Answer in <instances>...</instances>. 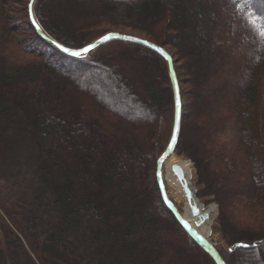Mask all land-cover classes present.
<instances>
[{
    "label": "trees",
    "instance_id": "1",
    "mask_svg": "<svg viewBox=\"0 0 264 264\" xmlns=\"http://www.w3.org/2000/svg\"><path fill=\"white\" fill-rule=\"evenodd\" d=\"M5 1L0 144L17 131L38 187L0 197V264H214L155 180L173 123L164 59L122 40L68 57ZM34 15L70 49L117 32L170 54L182 100L174 152L193 164L195 196L217 207V250L224 264H264V0H37ZM118 58L140 68L139 90Z\"/></svg>",
    "mask_w": 264,
    "mask_h": 264
},
{
    "label": "water",
    "instance_id": "2",
    "mask_svg": "<svg viewBox=\"0 0 264 264\" xmlns=\"http://www.w3.org/2000/svg\"><path fill=\"white\" fill-rule=\"evenodd\" d=\"M37 0H29L27 4V12L29 16L30 24L32 25L34 31L39 36V38L44 41L46 44L57 50L58 52L71 57V58H81L84 57L93 51H95L98 47L115 40H122L126 42H130L133 44H137L139 46L145 47L156 54H158L160 57H162L166 63L167 66V72H168V78L170 82L171 92H172V100H173V123H172V130L170 134L169 141L167 143L166 148L164 149L163 153L159 156L157 162H156V168H155V179L159 191L160 198L164 204V206L167 208V210L171 213L173 218L176 220V222L179 224V226L185 231V233L191 238V240L212 260L214 264H224L219 252L215 249V247L209 243L207 240H205L201 235H199L195 228H192L182 217L181 213L177 210V208L174 206V204L169 200L165 187L161 180V170H160V164L161 161L168 157L171 154H174L179 134H180V123H181V115H182V100L179 93V87L177 78L175 76L174 68H173V59L170 56V54L162 47L157 46L148 40L135 37L133 35H125L120 34L117 32H109L104 34L102 37L98 38L97 40L91 42L90 44L86 45L85 47H88L89 45H95V47H92L90 51H88L84 56L81 57H74L69 55L68 53L63 51V48L65 47L56 41H54L52 38H50L44 30L41 28L37 20L34 16V5ZM105 36H110L111 38L108 40H104L103 38ZM59 45V46H58ZM83 47V48H85ZM70 49V48H69ZM72 50H79V49H72ZM175 135L176 142L173 145L172 144V137ZM171 145V147H170ZM171 171L173 174L176 175L179 181L182 182V188L185 195V198L187 202H191V198L195 197L193 194H191L189 190V183H187L183 178V173L181 169L173 164L171 165ZM196 199V198H195ZM197 200V199H196ZM190 215L193 218H198V221L195 223V227H199L204 222H206L209 219V215L207 213L202 214L197 206L190 204L189 207Z\"/></svg>",
    "mask_w": 264,
    "mask_h": 264
},
{
    "label": "rangeland",
    "instance_id": "3",
    "mask_svg": "<svg viewBox=\"0 0 264 264\" xmlns=\"http://www.w3.org/2000/svg\"><path fill=\"white\" fill-rule=\"evenodd\" d=\"M28 2L29 0L5 1V3L7 4L6 8L10 10L12 14L14 13L15 17L20 16L21 11L23 12L24 9L27 8ZM73 8L71 7V4L65 3L61 8V10L72 9L71 14H74V12L72 11H74L75 9L80 10L79 7L77 8L73 7ZM106 9H108V7H106ZM18 37H19L18 40H22L24 39L25 35L22 34L21 32ZM34 46H36L35 43ZM228 48L229 49L231 48L230 44H228ZM115 62L121 65V67L125 71V74L129 78L135 80L137 89L139 90L138 80L139 77L141 76V74H139L140 68L136 64L134 63L132 64V62H128V61L125 62V59L123 58H118ZM15 132L16 133H14L13 131L11 135L8 134L4 135V137L1 139L2 143L0 144V197L6 198L9 201H17V200L20 201V200L30 199L31 196L34 194V190H37L36 187H38L36 178L31 171V166H32L31 156L27 151V147L24 141L19 137L16 130ZM190 166H191L190 183L194 191H197L194 185L193 164L191 163ZM197 200L203 205L204 209H208L211 206L214 207V211L210 215L211 218L207 220V222H209L211 229V241L216 249L219 250L226 249V245L224 241L221 239V234L216 224L217 207H215V204L213 203H207L205 201L207 199L197 198ZM205 202L207 204H205ZM174 206L177 208L179 213H182V209H183L182 204L179 205L174 204Z\"/></svg>",
    "mask_w": 264,
    "mask_h": 264
},
{
    "label": "bare ground",
    "instance_id": "4",
    "mask_svg": "<svg viewBox=\"0 0 264 264\" xmlns=\"http://www.w3.org/2000/svg\"><path fill=\"white\" fill-rule=\"evenodd\" d=\"M173 164L177 165L181 169L183 173V178L187 183H189V190L191 194L194 195V189L190 183V177H191L190 164L191 163L189 160L183 158L182 156H178L176 154H171L168 157L164 158L160 164L161 180L165 187L166 194L169 200L173 204H176V205L182 204L183 209H182L181 215L183 219L192 228H195L199 235H201L205 240H207L209 243L212 244L211 229H210L209 222L206 221L199 227H195V223L198 221V218L196 217L193 218L190 215L189 207H190V204L197 206L202 214L207 213L209 215V219L211 218L210 217L211 213L214 211V207L211 206L208 209H204L203 205L198 200H196L195 197L191 198V202H187L184 192H183L182 182L179 181L176 175L173 174V172L171 171V165Z\"/></svg>",
    "mask_w": 264,
    "mask_h": 264
},
{
    "label": "snow or ice",
    "instance_id": "5",
    "mask_svg": "<svg viewBox=\"0 0 264 264\" xmlns=\"http://www.w3.org/2000/svg\"><path fill=\"white\" fill-rule=\"evenodd\" d=\"M245 2H247V0H245ZM262 21H264V16L261 17ZM260 35H264V32L260 33ZM111 37L110 36H105L103 39L104 40H108L110 39ZM59 46V45H58ZM92 47H95V45H89L88 47H85V48H81L79 50H72V49H69V48H63V51L68 53L69 55L71 56H74V57H81V56H84L88 51H90V49ZM176 142V137L175 135L172 137V144L174 145ZM171 147V145H170ZM241 247H248V245H240ZM231 251V249L229 250Z\"/></svg>",
    "mask_w": 264,
    "mask_h": 264
}]
</instances>
